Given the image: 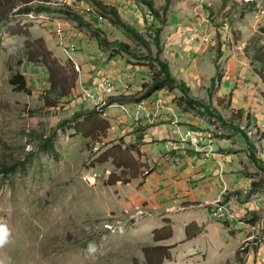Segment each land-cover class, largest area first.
<instances>
[{"label":"rangeland","instance_id":"1","mask_svg":"<svg viewBox=\"0 0 264 264\" xmlns=\"http://www.w3.org/2000/svg\"><path fill=\"white\" fill-rule=\"evenodd\" d=\"M49 1L73 8L84 22L49 12L14 15L0 22V171L17 167L14 173L0 175V225L10 232L0 247V264H146L144 248L154 245L155 231L166 222L175 236L160 244L173 248L172 260L164 264H264V127L259 129L264 122L260 125L256 119V114L264 119V86L256 83L241 52L248 38L264 27V0H98L100 6L92 0ZM109 3L120 6L122 18L142 41L112 25L113 17L104 10ZM94 29L102 30L110 42L131 46L134 56L124 52L119 56L143 70L136 76L141 86L151 82L150 68L157 66V57L168 60L175 77L188 76L184 81L192 87V95L209 110L206 115L191 110L187 114L202 120L203 133L215 139L218 153L234 158L229 182L221 190L214 188L211 201L204 197L184 207L172 202L169 211L127 210L122 203L127 185L110 186V177L131 176L114 164H129L126 151L137 152V176L150 170L141 152L143 132L138 128L132 136H123L120 130H110L107 139L89 138L90 125L83 124L84 117L71 121L76 113L95 108L105 112L108 121L112 105L127 110L119 102L108 105L116 92L101 96L95 91L93 108L87 89L57 107L45 106L49 75L42 64L28 61L27 41L44 39L62 63L72 60L81 69L76 55L83 53L85 42L93 51L89 56L100 52L108 58L118 56L113 48H100ZM21 30L30 36L18 35ZM240 31L242 46L236 47ZM183 34L195 55L180 59L176 47L167 58L169 38ZM17 73L25 77L30 92L11 84ZM78 86L89 88L81 76ZM242 91L249 92V104L256 101L255 112L244 109L249 95ZM181 96L171 93L175 103ZM237 112H242V122H233ZM47 141L56 154L48 150ZM251 220L258 224L252 227ZM194 221L204 230L187 240L184 224Z\"/></svg>","mask_w":264,"mask_h":264},{"label":"crops","instance_id":"2","mask_svg":"<svg viewBox=\"0 0 264 264\" xmlns=\"http://www.w3.org/2000/svg\"><path fill=\"white\" fill-rule=\"evenodd\" d=\"M102 1L109 2V0ZM107 5L118 9L120 7L114 3ZM182 37L184 34L169 38L165 47L167 58L176 47L178 48L176 56L180 59L195 55L196 50L193 45ZM88 45L85 42L83 53L76 55V58L82 63L81 69L78 67L79 72L83 71V74L80 75L81 79L85 80L89 86V88L78 86L79 94L84 89L95 93L97 83L104 79H108L113 84L116 90L114 97L116 98L136 97L140 94L141 84L137 80L141 73L143 74L140 67L120 56L108 58L103 52H100L96 57L89 56L93 51ZM90 60L93 63H90ZM185 78L188 76L185 75ZM185 78L178 79L185 82ZM185 83L191 87L188 82ZM242 92L244 95L246 93L249 95L247 91ZM245 99L248 103L244 109H252L253 105L257 106L255 100L249 104L252 101L250 95ZM79 101L81 102V100ZM90 104L93 108V102ZM121 104H125L128 109L120 107L118 110L113 105L110 107L113 109L110 122L107 120L112 127L110 130L114 133L120 130L123 136H132V133L139 128L143 132L141 150L144 154L143 162L148 163L150 169L143 177H138L122 189V203L127 210L155 211L164 209L169 211L172 202L184 207L190 202H199L204 197L209 199L213 196L215 187L221 190L224 183L229 182L228 173L232 169L233 156L228 153H218V144L214 142L215 139L203 133L202 129L204 128L200 124L202 120L196 118L194 114L182 112L177 103L171 99V93L167 91L155 93L147 100L137 101V105L126 102ZM108 110H106V115ZM257 110L261 111L262 107ZM126 111L129 112L123 113ZM252 111L255 112L256 107ZM256 116L261 125L264 122L263 114H256ZM197 122L199 123L197 124ZM193 124L194 127H191ZM260 127L259 129H263L264 124ZM189 133L200 139L199 146L190 143ZM173 176L180 179L175 181ZM221 179L224 182H221ZM174 196L176 197L174 198ZM196 222H188L184 226L187 229L189 225Z\"/></svg>","mask_w":264,"mask_h":264},{"label":"trees","instance_id":"3","mask_svg":"<svg viewBox=\"0 0 264 264\" xmlns=\"http://www.w3.org/2000/svg\"><path fill=\"white\" fill-rule=\"evenodd\" d=\"M97 5H102L98 0H92ZM104 10L107 14L111 15L115 22L113 26L123 27L131 36L142 41L141 36L138 34L137 30L128 24L122 18L119 10L116 7H105ZM60 13L68 16L69 18L80 22H84L81 16L70 7L66 5H59L57 3L50 4L49 0H0V22L8 20L14 15H29L32 13ZM92 25V24H90ZM94 37L99 42L100 48L104 51H109L111 48L115 49L116 53L119 55L120 52H124L129 56H134V52L131 50V46L126 42H110L106 34L100 29H94ZM160 33V31L158 32ZM18 35H23L29 37L30 34L28 31L22 32L19 31ZM242 32L240 31L236 36V47L242 46L241 41ZM253 35V32H252ZM243 56L247 61L250 62L252 67V72L257 84L264 86V27L260 28L254 36H251L246 41L243 49L241 50ZM26 56L28 61L32 63L42 64L49 75L50 80V89L45 94V106L48 108L57 107L58 103L64 99L70 98L77 94L78 83L80 80V72L76 64L72 60H68L66 63H62L54 53L47 47L44 39H39L36 41L28 40L26 43ZM154 63L157 66H154L151 69V82L145 83L141 86L142 91L136 97L128 98H116L112 97L108 105L114 104L116 102H125V101H141L146 100L151 97L153 94L168 91L169 93L179 92L182 96L176 102L178 103V108L185 113L188 111H196L201 115H206V111L209 109L206 106V103L199 98H196L192 95L191 87L177 77L174 76L171 65L166 59L157 57L154 60ZM155 65V64H154ZM11 84L21 92H30L28 88L27 81L25 77L17 73L11 80ZM212 117H215L211 114ZM84 117V125L89 124L90 130L86 135L87 137H98L99 139H107L108 133L110 131V123L103 118V112L99 111L97 108L88 111H81L75 114L71 121H76ZM244 119L242 112L233 113V122H242ZM239 130L244 132V129L239 127ZM78 133H82L79 128H77ZM48 150L52 154H56L54 145L51 144V141H47ZM118 150L122 153V149ZM252 150H256L255 146L251 145ZM133 153L126 151V159L129 164L125 162L116 163L114 162L117 169H120L125 173L126 171L130 172V177L128 180H124L121 176L112 174L110 177L109 185L115 186L120 182L124 184H129L131 181L138 179L139 176L136 174L140 171L138 161L136 160ZM115 157L112 156V159ZM117 160V158H116ZM17 171V167L13 166L3 167L0 171V175L14 173ZM122 173V174H123ZM258 187V186H255ZM252 227H255L258 223L256 220H251L250 222ZM204 226H199L194 223L187 227L186 229V238L187 240H192L197 238L202 234ZM175 236L174 229L171 226L170 222H166V226L160 230L155 231L153 237L154 245H149L144 248V255L146 264H164L166 261L172 260V250L170 246L160 245L161 243L171 241Z\"/></svg>","mask_w":264,"mask_h":264},{"label":"built area","instance_id":"4","mask_svg":"<svg viewBox=\"0 0 264 264\" xmlns=\"http://www.w3.org/2000/svg\"><path fill=\"white\" fill-rule=\"evenodd\" d=\"M96 91H101V96L109 92H116L113 84L108 79L100 80L96 85ZM87 96L89 101L91 102L96 101L94 100V92L87 91ZM128 112L129 111L123 113H128ZM188 138L190 140V143L195 146H199L201 143L200 139L197 136H193L191 133L188 134Z\"/></svg>","mask_w":264,"mask_h":264},{"label":"clouds","instance_id":"5","mask_svg":"<svg viewBox=\"0 0 264 264\" xmlns=\"http://www.w3.org/2000/svg\"><path fill=\"white\" fill-rule=\"evenodd\" d=\"M9 229L7 228V226L5 225H0V247H2L3 245H5L8 242L9 239ZM89 250L90 251H94V247L93 246H89Z\"/></svg>","mask_w":264,"mask_h":264},{"label":"bare ground","instance_id":"6","mask_svg":"<svg viewBox=\"0 0 264 264\" xmlns=\"http://www.w3.org/2000/svg\"><path fill=\"white\" fill-rule=\"evenodd\" d=\"M140 220V219H139ZM122 227H120V229H121ZM116 229V228H115ZM118 230H119V228H118Z\"/></svg>","mask_w":264,"mask_h":264}]
</instances>
